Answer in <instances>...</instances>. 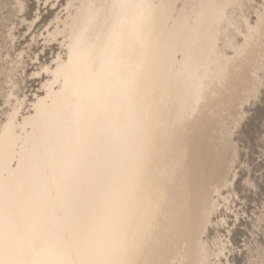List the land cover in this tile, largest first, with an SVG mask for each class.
I'll use <instances>...</instances> for the list:
<instances>
[{"label": "bare ground", "instance_id": "1", "mask_svg": "<svg viewBox=\"0 0 264 264\" xmlns=\"http://www.w3.org/2000/svg\"><path fill=\"white\" fill-rule=\"evenodd\" d=\"M211 1L219 16L227 2L69 0L49 33L65 57L28 68L15 33L33 24L27 1L0 0V264H220L213 203L240 198L234 133L264 113V0L238 10L227 62L203 33ZM39 74L43 95L18 116L10 80Z\"/></svg>", "mask_w": 264, "mask_h": 264}, {"label": "rangeland", "instance_id": "2", "mask_svg": "<svg viewBox=\"0 0 264 264\" xmlns=\"http://www.w3.org/2000/svg\"><path fill=\"white\" fill-rule=\"evenodd\" d=\"M26 1H27V5H26L25 10L27 12L26 13L27 15L25 17L27 18L28 21L33 20V24H32L30 29H27L28 27H26V24L22 23L20 26L19 22L17 23V21H16V24L19 25V27L17 25H15V29H16L15 33H16V35H17V33L19 35V36H17L18 37V43H19V46H17L18 52L23 47H26L27 49L31 50V52H32L31 55L28 53H25L22 55V59H28V66L27 67L28 68L32 67V65H29L31 61L34 65H39L40 63H43L41 61H47V63H45V64L49 65L50 63H52L54 61V59L57 55L64 58L65 57V47L61 44L62 37H60V35H58L57 37L53 38V37H51V35H49V33L53 29V25L55 23L54 20H57L58 18H62L67 13V11L69 10L70 5L67 4L69 0H26ZM221 2H224V4L226 2L227 3L224 6V9L218 11L219 16L212 14V13H214V11H216V4L217 3L214 1L207 3L206 6L208 9V12L211 13L212 15L210 17H208L207 19H204L202 21V28L204 30L203 33H206V35L215 36L214 49H212V50H216L215 55L219 54V50L225 51V54L221 57L217 56L216 60H221L223 62H227L230 59V57L232 56V50H233V46H234L233 45V39H234L235 16L238 14V10L242 11L243 13L248 12L249 5H248L247 0L243 1L242 3L236 2L235 0H221ZM20 28H21V30H20ZM17 29H19V30H17ZM23 29H25V30L23 31ZM18 31H21L22 34H20V32H18ZM33 33H37V40H38L37 44L36 43L33 44V43L29 42V40L32 37L31 35H33ZM31 56H33V59H31ZM35 57H38V59H36ZM209 62L202 63L200 68H204L208 74L207 78L209 80L214 81V79L216 78V75H218V73L220 72V68L218 66V63H216V62L209 63ZM37 71H39V70H37ZM41 72H43V71H41ZM43 77H45V74H39L36 77L29 76L27 78L28 82L30 81L28 83L29 84V86L27 87L28 89L27 88L23 89L22 88V82H21L20 83L21 87L19 86L20 87L19 88L20 90H19L18 89L19 84H17L16 80H13V78H11L10 83L8 82L10 84L9 90L11 91L13 88V94L11 95V98H10L11 103H10L9 108L14 107L16 104H20L18 116H21V113L26 112L27 107L29 106V104H31L34 101L36 95H38V94L43 95V90L39 89V86H40L39 81ZM204 81H205V79H204ZM17 82H19V81H17ZM5 83H4V85H6L5 87H7V84H5ZM211 84H209V85H211ZM21 89H22V91H21ZM26 89H27V91H26ZM23 90H24V92H23ZM262 90H263V88L261 86V91ZM200 100H201V95L198 97V101H200ZM250 107L253 108L254 106H250ZM193 112L195 113L196 111H193ZM248 115L249 114H246L245 117ZM259 118H260L259 119L260 121L258 120V118H255L258 122L256 120H254V123L252 124V126L254 127V130H255V131L253 130V132L251 133L252 135L250 133H249V135H247V131H244V132H242V134H239L238 131L240 130V128L239 129L237 128V130H235V132H237V133H234L235 137L239 136L237 138H238L239 147L241 148L240 150L242 151L240 153V159H239V160L242 159V162H240V161L238 162V165L240 163L238 171L239 172L241 171V173L239 174V179L246 175L245 176L246 178L244 177L242 179L247 180V177H249L251 175L248 178V180H251V178H252L251 181L254 182L255 185H257V184H259V185L257 186V188L255 187L253 189L252 185L249 186V184H247V182H243V180L241 179V183L239 185V187L242 188L241 192H240V188L237 189L239 191L238 194H239L240 198L233 196L234 198L230 197L228 199V201L224 200V201L220 202L219 205H217V199H221V198L216 197V200L213 203L216 208H218L220 211H222L220 213H223V217L225 218V220H227L226 226H228V229H226L225 227H218L219 228V234L222 235V238L224 240V245H225L224 257H223L222 261L220 262V264H252L257 259V256L258 257L261 256L260 257V261H261L260 264H261L262 260L264 258L263 257L264 215L261 219H259V217H258L259 211H262L261 208L264 205V203H263V201H264V183H261L262 181H264V153H263L264 152V142H263L264 141V137H263L264 136V121H263L264 120V113H262ZM261 118L263 120H261ZM244 119L242 120L243 122L241 124V127H247V120L246 119L244 120ZM230 125H232V127H236L232 120L230 122ZM219 127H220L219 125L214 127L216 135L218 134ZM238 127H240V125ZM254 132H255V134H254ZM253 135L255 136V139H253L254 138ZM247 138H248V140H246ZM253 140H256V141H253ZM260 140L263 143H259V142H261ZM243 141H244V143H242ZM247 142H248V144H246ZM257 143H259V144H257ZM243 146H245V147H243ZM260 156H261V158H260ZM244 157H245V159H244ZM249 157H250V159H249ZM243 162H244V164H243ZM257 164H258V167H257ZM244 166H248L249 168L248 167L244 168ZM254 167H255V169H257L259 171L256 172ZM242 169H245V170H242ZM260 169L262 170L263 174L260 171ZM247 171H249V173ZM253 171H254V173H253ZM255 172L257 174H255ZM253 179H254V181H253ZM255 180L257 182H255ZM248 188H250V189H248ZM245 189L246 190L248 189V190L246 191ZM249 190H250V193L248 192ZM244 192L246 193V195ZM247 192H248V194H247ZM250 194H252V195H250ZM215 196H214V199H215ZM243 196H246L247 198L243 197ZM250 196L253 197L254 199L251 198ZM243 198H245V201H243L244 200ZM235 200H237V201H235ZM238 200H239V203H238ZM242 201L245 205L242 203ZM233 202H234V204H233ZM262 203H263V205H262ZM247 204H249L250 207ZM232 205H234V206L232 207ZM239 206L241 208H239ZM253 207H255L256 210H254ZM258 207H259V210H258ZM247 208L249 210H247ZM223 209H225V210L223 211ZM237 214L240 216H237ZM237 217L238 218L240 217V218L238 219ZM235 219L238 220V222H236ZM230 230H231V233H230ZM231 235H232V237H231ZM233 235H234V237H233ZM216 264H219V262H216Z\"/></svg>", "mask_w": 264, "mask_h": 264}]
</instances>
